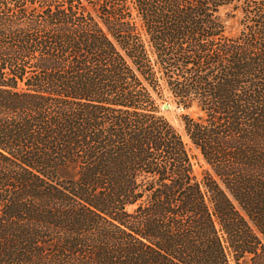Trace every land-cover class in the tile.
Instances as JSON below:
<instances>
[{
	"label": "trees",
	"instance_id": "obj_1",
	"mask_svg": "<svg viewBox=\"0 0 264 264\" xmlns=\"http://www.w3.org/2000/svg\"><path fill=\"white\" fill-rule=\"evenodd\" d=\"M232 260L264 264V0H0V264Z\"/></svg>",
	"mask_w": 264,
	"mask_h": 264
},
{
	"label": "rangeland",
	"instance_id": "obj_2",
	"mask_svg": "<svg viewBox=\"0 0 264 264\" xmlns=\"http://www.w3.org/2000/svg\"><path fill=\"white\" fill-rule=\"evenodd\" d=\"M242 1V0H238ZM223 19L226 25V31L229 35L238 34L241 28L240 19L242 14L239 11L234 10L233 6L228 7L223 10ZM164 99L159 100V108L161 114L170 122V124L180 133L182 136L186 148L192 158L194 174L199 180H202L203 174L205 171L210 170V167L203 159L201 152L194 146L189 139L186 130L185 124L183 121L184 115H191L194 118H198L200 113L192 109H184L173 102L170 97V94L167 91H164ZM165 105H168V108H165ZM231 264H237L234 260L231 261ZM238 264H248L245 260L240 261Z\"/></svg>",
	"mask_w": 264,
	"mask_h": 264
},
{
	"label": "water",
	"instance_id": "obj_3",
	"mask_svg": "<svg viewBox=\"0 0 264 264\" xmlns=\"http://www.w3.org/2000/svg\"><path fill=\"white\" fill-rule=\"evenodd\" d=\"M165 108H168V105H165Z\"/></svg>",
	"mask_w": 264,
	"mask_h": 264
}]
</instances>
